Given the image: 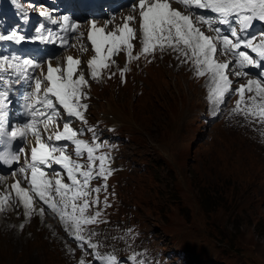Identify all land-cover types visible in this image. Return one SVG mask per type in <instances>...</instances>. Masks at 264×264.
<instances>
[{"label": "rangeland", "instance_id": "rangeland-1", "mask_svg": "<svg viewBox=\"0 0 264 264\" xmlns=\"http://www.w3.org/2000/svg\"><path fill=\"white\" fill-rule=\"evenodd\" d=\"M176 68L174 61L162 58L124 85L119 81L93 87L89 113L125 131L130 140L123 147V160L138 162L134 171L127 168L115 179L119 208L132 212L125 214L141 224L136 255L146 264H181L169 252L185 247L218 256L220 264H264V160L259 164L257 158L258 153L264 156V149L239 144L224 120L204 124L203 85L188 78L185 66ZM218 169L232 174L237 190L213 180ZM216 194L220 198L212 201ZM131 204L137 208H127ZM127 216L117 218L125 228ZM21 219L0 224V264H50V250L58 253L57 264H66L38 222L20 231ZM209 234L226 240L217 242ZM139 246L151 255L155 247L169 249V259L161 263L139 255Z\"/></svg>", "mask_w": 264, "mask_h": 264}, {"label": "snow or ice", "instance_id": "snow-or-ice-1", "mask_svg": "<svg viewBox=\"0 0 264 264\" xmlns=\"http://www.w3.org/2000/svg\"><path fill=\"white\" fill-rule=\"evenodd\" d=\"M179 2L183 3L186 7H190L192 4H195L199 8H209L211 11L218 13L223 16H228L233 13H236L239 15L244 23H249L252 20H260L264 21V0H205V2H201V0H179ZM133 7H136V5H133ZM139 16L142 18L141 23V29L143 31L144 36V45H145V51L148 50L149 41L153 40H164L169 43V46H172L173 36L175 37V43H183L188 49L192 51L193 56L195 57L194 63L199 67V65L203 64L208 71H211L213 73V80L215 84V88L213 89V95L223 96L228 90L229 85L231 81L228 79V77L224 73V69L228 67L227 64L224 63H218L215 62L213 59L214 54L216 53L217 49L216 46L212 43V38L209 36L204 35L198 28H195L193 25V22L188 15H183L180 11L174 9L171 7L169 0H139ZM42 15H46L45 13H41ZM65 21L69 20L68 17L63 18ZM135 19V17L128 16L126 17L127 21H131ZM201 22L204 21L203 18H198ZM43 27V25L41 26ZM93 27L95 25L93 24ZM70 30H75L76 25L70 24L69 25ZM126 29L130 34H134L133 29L128 27V24L125 23L123 29H120L121 32ZM37 32H40V28L36 29ZM100 32H103V29L98 30ZM233 36H236L237 33L235 30L232 32ZM23 36H17L15 32H12L10 35L7 34H0V41L2 40H23ZM44 39H47L46 37ZM88 39L91 41L92 45L95 46V51L99 54L101 51V45L102 44H110L112 47H109L108 51L111 53L113 48L116 46L117 41H123L127 42V38L123 35L117 36L112 32H108L106 35H101L99 40L95 38L93 34L88 35ZM223 42L225 46L230 45L229 50H236L239 49L241 44L240 42L233 43L228 37H223ZM63 43H67V41H63ZM131 45H129L130 47ZM244 46L248 47L250 46L247 42H244ZM262 48H264V45H261ZM255 50V49H254ZM184 55L187 56L188 52H184ZM261 55H264V52L261 53ZM239 56L242 58L241 63L244 62H252V58L245 52L240 51ZM6 59V58H5ZM68 61V68H67V80H63L60 77H56L53 75L54 72H57L58 69L53 68L50 64L47 68V76L44 77L45 80H47L50 84L49 87H47L44 91V100L40 101L44 105L45 108L51 109V113H41L42 116H47V119L49 121H53V117L56 114V106L53 104V101L48 99V94L50 93L52 96L56 98V100L59 102L60 105L63 106L64 109L67 110L68 115L72 116H78L81 119L83 118L81 114L77 111H74L72 106L69 104L70 97H76L79 92V86L82 82H84V77L81 75L78 80L73 81L72 80V73H73V64L79 63L78 61L74 60L73 57L69 56L67 58ZM95 61H89V65L91 66ZM24 65H32L34 68H38L39 64L35 63L32 60H24ZM11 67V65H9ZM2 70V69H0ZM198 74H203L198 71ZM96 73L93 72V76H95ZM235 75H240V73H235ZM33 79L36 80L35 82V92H39L41 89V83L42 81L40 79H37L33 77ZM249 87L247 88V91L251 92L253 91L251 85H256V91L258 95L261 97H264V87H261L260 82L258 81H249ZM244 86L241 85V88L238 89L241 93L244 91ZM5 94L3 92H0V97L4 96ZM31 93L25 92L24 97L25 99H29L31 97ZM254 99L252 97L249 98ZM83 108H87V105H83ZM237 108L239 110V104L237 105ZM248 115H252L254 118L260 119L262 122H264V103H260L255 108H248L247 111ZM0 125H2V121H0ZM30 127V126H26ZM45 130L48 128V124L45 123L44 125ZM2 130V128H0ZM34 131V134L37 136V145L40 149L39 154L37 153V147H33L32 152V160L35 162H38L40 164H44L49 162L50 159V152L48 151L49 146L42 143L40 141L39 134ZM64 132L65 134H68L71 132L72 135H60L56 134L55 138L57 140L61 139H71L72 136H74L76 133L74 130H71L69 128L68 123L66 122L64 124ZM9 135L12 138L17 137L16 130H12L9 132ZM20 137L24 136V132L19 133ZM51 139V136L49 137ZM75 143L79 146L80 144H83V141H75ZM55 151V149H52ZM20 151H23V148L20 149ZM77 155L80 154V148L77 147L76 149ZM88 155L89 159L92 160V149H88ZM3 157L0 156V159ZM100 163V175L106 179L107 177L104 175V157L99 158ZM63 160H68V157L61 156L60 160H56V163H61ZM65 167L67 168V164H65ZM76 168H79V165H75ZM23 171V169H21ZM43 176L44 173L40 169L36 168L35 164L32 166V185L34 186V189L36 190V194L40 197L41 200H44L45 203L49 204V207L52 208L54 211L56 210V205L49 203L47 199H45V194L48 193L51 190V184L50 181L42 180L40 182H37V176ZM84 177V184L86 185L87 182L92 178L91 172L86 171L82 173ZM68 178L73 180V185L77 184V181L72 176V169H68ZM19 182H17L16 185H13L12 187L17 191V194L21 197V202L24 204L26 208L30 207L32 205V197L29 195L28 190L20 188L18 186ZM106 187V185H105ZM69 191V185L62 184L60 180L56 181L55 184V192L59 194L62 198V200H65L67 197ZM94 191L99 192L100 189L96 188ZM81 193H77L76 196H73L72 199H76L78 195ZM84 196H87V192L82 193ZM65 206H67V201L65 200ZM89 206L88 201L85 200L83 203V206L79 207L80 213H83L85 209ZM73 211L76 210L77 205H72ZM3 208L0 207V211H2ZM43 211V209H41ZM74 223L77 228V232L79 231V225L81 223V220H84V222H91L94 220V218H83L76 219L73 218ZM77 239H82L79 235L76 236ZM81 264H84L83 261H81Z\"/></svg>", "mask_w": 264, "mask_h": 264}, {"label": "trees", "instance_id": "trees-1", "mask_svg": "<svg viewBox=\"0 0 264 264\" xmlns=\"http://www.w3.org/2000/svg\"><path fill=\"white\" fill-rule=\"evenodd\" d=\"M216 196L217 197H214L211 195L212 201H213V198H215V200H218L220 198L219 195L216 194ZM207 202H210L209 198L207 199ZM130 206H131L130 208H132V207L137 208V205H135V204H131ZM127 213H129V215L132 214V212H129V211ZM237 230H238V228H237ZM207 236L211 237L212 239H214L220 243H223L226 240L225 238H223L217 234H209ZM180 250L182 252L181 257L184 260V263H186V264H220V262H221V259L218 256H207L203 253L195 252V251L190 250V249L185 248V247H181ZM227 263L228 264H236L235 262H231V261H227Z\"/></svg>", "mask_w": 264, "mask_h": 264}, {"label": "bare ground", "instance_id": "bare-ground-1", "mask_svg": "<svg viewBox=\"0 0 264 264\" xmlns=\"http://www.w3.org/2000/svg\"><path fill=\"white\" fill-rule=\"evenodd\" d=\"M124 27V26H123ZM185 74H187L188 75V78L190 79V75H189V73H187V72H185ZM191 80V79H190Z\"/></svg>", "mask_w": 264, "mask_h": 264}]
</instances>
